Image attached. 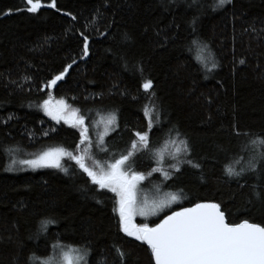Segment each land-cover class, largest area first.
<instances>
[{"label": "trees", "instance_id": "1", "mask_svg": "<svg viewBox=\"0 0 264 264\" xmlns=\"http://www.w3.org/2000/svg\"><path fill=\"white\" fill-rule=\"evenodd\" d=\"M55 2L51 8V0H40L42 8L29 13L26 0H0V264H43L59 246L87 250V264H154L148 245L120 230L115 194L92 184L74 161L63 163L67 172L18 164L8 170L13 158L48 149L78 154L79 130L51 121L41 107L49 97L79 109L93 141L115 114L101 161L134 151L130 170L145 175L143 185H158L163 197L181 195L180 204L139 224L153 227L173 211L217 203L230 224L264 226V161L238 178L224 174L225 166L248 167L238 157L247 137L234 135V127L264 136V0L223 7L218 0ZM81 33L89 37L83 58ZM194 40L207 45L216 68L198 62ZM69 64L54 90L42 88ZM147 79L153 88L145 92ZM146 106L153 152L175 139L176 129L192 165L174 172L170 148L162 165L139 146L131 149L134 134L147 130ZM48 219L55 223L41 232Z\"/></svg>", "mask_w": 264, "mask_h": 264}, {"label": "snow or ice", "instance_id": "2", "mask_svg": "<svg viewBox=\"0 0 264 264\" xmlns=\"http://www.w3.org/2000/svg\"><path fill=\"white\" fill-rule=\"evenodd\" d=\"M226 3H231V0H218L217 6L223 7ZM26 4L30 5L26 9L29 13H36L42 7L40 0H26ZM48 6L56 8L55 0H51ZM72 19L75 20V17H72ZM192 24L193 30H195V18ZM81 35L83 37V58L88 56L89 37L83 33ZM166 40L167 37H165ZM191 43L196 46L199 63L205 68H207L209 61H211L212 68L218 66L215 58L207 49V45L195 40ZM206 51H209L207 56L204 55ZM240 63H243V61H240ZM70 68H72V64L67 65L63 71L48 80L42 88L51 89L56 87L59 81L64 80ZM141 88L148 92L153 88L152 80H145ZM154 95V92L150 93V96ZM41 107L46 115L58 123L63 120L66 124L77 128L80 134L79 145H84V147L80 149V154H74L73 151H67L64 148L48 149L35 154L34 158L31 159L13 160L12 165L27 166L33 170L56 168L67 172L66 168H62L61 160L67 157L74 161L79 169L90 178L92 184L98 185L100 189H107L115 193L117 207L114 210L118 212L120 230L127 236L134 237L136 241L147 244L154 264H264V226L250 223L247 220L230 224L226 221L225 214L220 210V205L217 203H196L193 207L173 211L171 214L165 215L153 227H150L147 223L136 224L134 221L137 216L156 215L172 204L179 202L181 195L169 193L166 198L158 202L154 201L151 204L147 201H138L137 186L146 177L140 172L130 170L129 160L134 151L121 154L119 158L107 163L106 166L97 164L98 170H93L85 163V159L93 147L88 126L85 124L86 117L79 114V109H70L69 111V106L64 100L53 104L51 97L44 100ZM153 111H155L154 105ZM144 113L147 119V130L134 134L136 140L131 144V149L136 150L139 146V149L148 153L150 158L154 155L156 163L162 165L165 162L164 151L170 148L169 155L174 163H170L169 167L174 172L181 171V164L192 165L191 160L185 159V157L191 155L188 141L180 138V133L176 129L172 130L175 132V139H171L163 148L153 152L149 137L153 121L148 115L147 106ZM156 119H159L158 115ZM103 123V132L97 134V142L101 147L103 146L104 137L108 135L111 127L116 124L115 114H110ZM234 135L247 137L239 145L238 157L242 162L246 159L248 167L247 169L241 167L237 171L234 167L225 166L224 174L228 177L238 178L245 171H255L257 163L264 161V136H252V134L241 132L235 127ZM79 145H77V148H79ZM193 166L199 167L198 164ZM8 170L14 169L10 166ZM153 171L161 172L162 169L157 167ZM163 176L165 179L172 178L169 172H163ZM54 223L55 221L51 219L42 221L40 231L46 232L48 226ZM69 251L79 252V250L72 249H69ZM87 255V250H85L83 255L74 258L67 251H62L58 264H74V259L83 260L84 264H87L85 259ZM118 255L122 258L124 254L118 250ZM43 264H56L55 257H50Z\"/></svg>", "mask_w": 264, "mask_h": 264}, {"label": "rangeland", "instance_id": "3", "mask_svg": "<svg viewBox=\"0 0 264 264\" xmlns=\"http://www.w3.org/2000/svg\"><path fill=\"white\" fill-rule=\"evenodd\" d=\"M53 104H56V102H52ZM68 106H69V111L70 109H73L71 107L70 104L66 103ZM51 121H53L54 123L56 124H60V123H64L66 124L63 120H61L59 123L56 121V120H53L50 116H48ZM66 125H69L71 126L70 124H66ZM101 132H103L104 130V126L101 125ZM93 143H98L97 141H93ZM84 147V145L81 146L80 149H82ZM111 148H109V146L106 145V141L104 139V142H103V147H99L98 145V149L96 147L95 144H93V147L90 151V153L88 154V156L86 157L85 159V163L93 168V170H98L97 168V164H99L100 166H106V163L104 164L103 161H101V156H103L105 153L108 152V150H110ZM78 154H80V150L78 152ZM112 157H114L113 155H111ZM31 158H34V157H30V158H25V157H19V158H13V160H20V159H31ZM67 159V157H64L62 160H61V165H63V163L65 162V160ZM12 160V161H13ZM112 162H113V159H112ZM110 163V162H109ZM11 166L14 168L16 167V165H12ZM20 168H23L24 170H33L31 168H28L27 166H21V165H18ZM41 169H44V168H41ZM37 170V169H36ZM146 179H144L143 181L141 182H144ZM139 183L138 186H137V198H138V201L140 202H144V201H147L149 204H151L152 202L156 201L158 202L159 200L161 199H164L166 198L163 197L162 195V192H161V188L158 186V185H154V186H145L143 185L142 183ZM115 194V193H114ZM182 202V198L180 199L179 202L177 203H174L172 204L170 207L168 208H165L163 211L157 213L156 215H151V216H147V217H141V216H137L135 218V223L136 224H139L138 221L139 220H145V221H150L151 219H154V218H157L159 216H161L163 213H165L166 211H168L169 209H171L172 207H174L175 205H178ZM72 250H77V249H72ZM62 251H67L68 254L72 257H77L78 255H83L84 252L80 251L79 252H76V251H69V249H63V247L59 246L55 249L52 257H55V260H56V264H58L59 260H60V254ZM86 258V257H85ZM87 259V258H86ZM74 264H84V261L83 260H75L74 259Z\"/></svg>", "mask_w": 264, "mask_h": 264}, {"label": "water", "instance_id": "4", "mask_svg": "<svg viewBox=\"0 0 264 264\" xmlns=\"http://www.w3.org/2000/svg\"><path fill=\"white\" fill-rule=\"evenodd\" d=\"M41 8H42V7H41ZM41 8H40V9H41ZM65 77H66V75H65ZM60 82H61V81H59L58 84H59ZM58 84H57V85H58ZM55 88H56V87L51 88V90H54ZM220 210L222 211L221 207H220ZM225 218H226V215H225ZM226 221H227V218H226ZM227 222H228V221H227Z\"/></svg>", "mask_w": 264, "mask_h": 264}]
</instances>
